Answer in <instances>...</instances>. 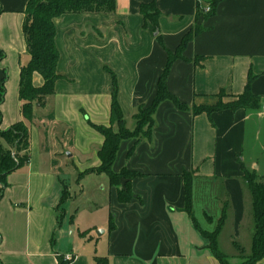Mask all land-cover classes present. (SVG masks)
<instances>
[{
	"label": "crops",
	"instance_id": "crops-1",
	"mask_svg": "<svg viewBox=\"0 0 264 264\" xmlns=\"http://www.w3.org/2000/svg\"><path fill=\"white\" fill-rule=\"evenodd\" d=\"M214 1L116 0L110 14L56 18L60 79L53 94L33 101L27 122L20 73L30 61L23 32L29 0H0V82L8 77L0 131L25 121L30 140L29 162L7 177L5 187L0 183L1 264H59L69 258L67 264H95L96 257L109 264H221L186 212L185 173L193 178L192 214L200 227L215 231L226 208L221 233L229 221L234 248H245L244 231L252 248L253 199L242 166L264 178V104L210 115H195L193 107L216 105L222 91L242 94L250 74L252 92L264 98V0H220L213 7ZM152 2L160 11L162 41L140 12ZM195 27L201 31L166 79L170 93L189 109L163 101L151 138L122 141L114 161L115 173L127 169L138 176L113 186L101 178L104 173H89L100 177L94 180L100 193L91 196L80 182L82 173L101 164L105 137L96 127L117 129L111 119L112 73L126 126L134 130L138 109L157 95L168 52ZM33 85H44L39 73ZM76 175L78 192L72 187ZM127 186L134 198L122 203L118 190ZM81 200L88 205L81 207Z\"/></svg>",
	"mask_w": 264,
	"mask_h": 264
},
{
	"label": "trees",
	"instance_id": "trees-1",
	"mask_svg": "<svg viewBox=\"0 0 264 264\" xmlns=\"http://www.w3.org/2000/svg\"><path fill=\"white\" fill-rule=\"evenodd\" d=\"M219 1L220 0H215L212 6L215 7ZM115 8L116 0H29L26 8L23 32L27 42L30 61L27 66L21 68L20 73V98L23 102L22 113L25 121L29 122L32 118L33 101H42L46 96L53 94L55 83L60 79L56 70L59 53L55 44L56 27L54 20L63 14L68 13L110 14L115 11ZM140 12L144 16L145 21L152 24L151 31L156 34L158 40L162 41L159 33L160 11L158 10L156 3L142 4L140 6ZM200 31V28L195 27L183 38L181 44L174 53L171 51L168 52L167 64L159 80L157 95L150 106H142L138 109V112L134 116L136 128L133 131L126 126V121L117 97V77L111 72L114 76L111 119L112 125L117 124L119 130H114L113 126L96 127V129L105 137V142L99 151L101 164L99 167L89 170L87 174L104 173L108 176L113 186L119 184L120 180L123 179V174L132 175L131 178L138 176L137 173L127 169L122 170L120 173H115L113 171V164L117 157L120 144L122 141L131 138H136L137 140L150 139L155 125L154 115L158 106L163 101H172L181 110L189 109L188 105L179 101L172 93H170L166 86V79L174 61L183 58L182 51L184 47ZM2 58L3 55L0 52V59ZM196 61H198V59H196ZM34 73H39L42 76L44 79L43 86L35 87L33 85ZM7 79L8 77L5 73L4 78L0 82V104H2L5 99ZM253 79L254 77L250 74L245 91L240 95L234 96L235 100L232 102L226 104L218 102L216 105L210 107H193L194 114L198 115L206 113L210 115L213 112L221 110L237 111L240 109L247 110L259 108L264 104V98H261L252 92L251 84ZM25 121L14 124L6 131H0V183L3 187L7 185V177L11 173L22 168L29 162V128ZM3 141L7 142L11 146V149H7L4 146ZM242 168L244 181L246 182L253 199L254 228L252 234L251 254L240 264H261L264 260V181H258L259 177L256 172L248 171L243 166ZM184 179L186 212L191 215L196 227L203 237L209 241L208 248L214 257L221 264H230L228 256L219 249L218 245V237L227 217L226 208L223 211L218 227L215 231L208 232L203 230L199 223L195 221L192 214V175L185 173ZM118 198L122 203H129L134 198V194L129 186H127L126 189L118 190ZM109 227L110 230H114L115 224L113 220H110ZM69 261L70 259H60L59 264H67ZM95 264H109V262L105 257H96Z\"/></svg>",
	"mask_w": 264,
	"mask_h": 264
},
{
	"label": "rangeland",
	"instance_id": "rangeland-1",
	"mask_svg": "<svg viewBox=\"0 0 264 264\" xmlns=\"http://www.w3.org/2000/svg\"><path fill=\"white\" fill-rule=\"evenodd\" d=\"M233 100H235L234 96H231L230 94H228L227 92H221L219 94V102L221 103H229V102H232ZM128 128V127H127ZM136 128V127H135ZM134 128V129H135ZM129 129V128H128ZM116 131L119 130V127L117 125V129H115ZM133 131V130H132ZM23 154V153H22ZM92 155L91 154L89 156V159H92ZM72 160V158L70 159ZM79 162L81 163V165H84L86 163V160H87V157H85V155H82L79 157ZM74 165L76 167H78V163L77 161L74 162ZM88 171L86 173H83L81 174V176H84L82 178H84L80 184L81 186L83 185L84 189L90 193V195H97L100 193V191L98 190V186H97V182H94V180H97L96 178H100L99 175L98 176H95V175H91L90 177L89 176H85L87 175ZM132 175H129V174H123L122 175V178H131ZM259 177V176H258ZM75 178V182L72 183V187H73V190H75L76 192H78L80 190V188L77 186V183H76V178H79L77 175L74 177ZM89 178H94V179H89ZM101 178H108V176L102 174L101 175ZM263 180L264 181V178H261L259 177L258 178V181H261ZM88 205L86 203V201L84 202L83 200H81L80 202V205L81 207H84V205ZM100 214V213H99ZM198 221L202 224V225H205V220H204V216L203 214L199 213L198 212ZM232 231V226H231V222L227 221L224 228H223V231L220 235V249L228 254V255H231L232 252H234V256L233 257H228L229 258V263L230 264H240L242 262H244L246 260V258L251 254L250 252V249H251V238L250 240L248 241L246 239V231L240 244H242V246H245V248H242V247H237L236 249L234 248V246L232 245L230 239L228 238L230 233ZM209 232V231H208ZM248 241V242H247ZM248 243V244H247Z\"/></svg>",
	"mask_w": 264,
	"mask_h": 264
},
{
	"label": "built area",
	"instance_id": "built-area-1",
	"mask_svg": "<svg viewBox=\"0 0 264 264\" xmlns=\"http://www.w3.org/2000/svg\"><path fill=\"white\" fill-rule=\"evenodd\" d=\"M211 9H212L211 6H210V5H207V6L205 7L204 10H205V12H210ZM69 259H70V258H69ZM69 259H68V260H69Z\"/></svg>",
	"mask_w": 264,
	"mask_h": 264
},
{
	"label": "water",
	"instance_id": "water-1",
	"mask_svg": "<svg viewBox=\"0 0 264 264\" xmlns=\"http://www.w3.org/2000/svg\"><path fill=\"white\" fill-rule=\"evenodd\" d=\"M100 233H102V231L101 232L100 231L97 232V234H100Z\"/></svg>",
	"mask_w": 264,
	"mask_h": 264
}]
</instances>
